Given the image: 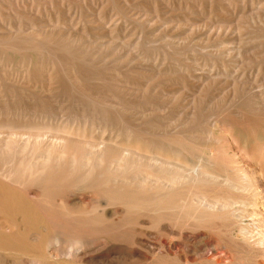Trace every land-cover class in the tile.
Masks as SVG:
<instances>
[{
	"label": "bare ground",
	"instance_id": "6f19581e",
	"mask_svg": "<svg viewBox=\"0 0 264 264\" xmlns=\"http://www.w3.org/2000/svg\"><path fill=\"white\" fill-rule=\"evenodd\" d=\"M33 31L0 33L2 51L42 50L52 59L48 81L61 84L55 65H66L64 87L77 92L80 102L83 97L91 101L76 68L82 63L63 60L64 53L76 57L68 34ZM6 92L0 90L1 264H17L18 257L36 264H134L149 262V253L170 257L166 264H264V128L250 135L233 119L214 123L219 144L213 147L211 132L169 135L145 119L132 125L122 108L113 106L105 112L103 127L117 122L114 127L123 128L127 137L97 140L86 137L85 124L56 123L61 113L51 96ZM259 114L264 119V110ZM239 134L254 140L252 148L241 146ZM93 216L95 225L89 224ZM122 226L136 233L129 241L106 234ZM222 231L224 241L212 235ZM72 241L82 252L75 259L66 255Z\"/></svg>",
	"mask_w": 264,
	"mask_h": 264
},
{
	"label": "rangeland",
	"instance_id": "374dc122",
	"mask_svg": "<svg viewBox=\"0 0 264 264\" xmlns=\"http://www.w3.org/2000/svg\"><path fill=\"white\" fill-rule=\"evenodd\" d=\"M0 23L3 35L19 32L26 35L33 30H38L33 31L36 33L51 31L62 38L68 34V44L74 47L76 57L72 59L64 53L63 60L82 63L76 68L93 94L89 95L91 101L83 97L80 102L77 92L64 87L67 78L63 67L66 65L59 68L55 65L57 71H53L61 84L49 82L50 73L46 70L52 59L38 49L3 52L0 47V90L5 89L12 95L19 91L28 97L43 95L47 99L51 96L53 101L48 100L62 114L55 122L85 124L86 137L97 140L127 137L123 128L114 127L117 122H112V128L103 127L105 112L113 106L121 107L125 121L132 125L145 119L169 135L180 131L211 132L215 137L211 141L213 147L219 144L216 126L226 124L229 119L242 126L246 134L260 133L264 128V119L259 114L264 110V0H0ZM108 36L114 39L106 38ZM81 112H84L82 116ZM238 137L244 148L255 144L251 137L245 139L242 134ZM68 180L75 179L70 176ZM97 220L93 216L89 224L95 225ZM106 232L122 242L136 234L128 226H122L114 235L110 230ZM218 234L212 235L224 241V231ZM228 241L225 242L230 245ZM71 243L73 246H68L66 255L75 259L82 252L79 243ZM97 248L99 245L92 249ZM149 255L153 256L149 262L136 260L133 263H171L170 257ZM3 261L0 258V264ZM16 261L17 264H36L21 257Z\"/></svg>",
	"mask_w": 264,
	"mask_h": 264
}]
</instances>
